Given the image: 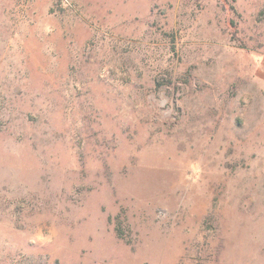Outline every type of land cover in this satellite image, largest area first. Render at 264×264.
I'll return each instance as SVG.
<instances>
[{
    "label": "rangeland",
    "instance_id": "obj_1",
    "mask_svg": "<svg viewBox=\"0 0 264 264\" xmlns=\"http://www.w3.org/2000/svg\"><path fill=\"white\" fill-rule=\"evenodd\" d=\"M0 264H264V0H0Z\"/></svg>",
    "mask_w": 264,
    "mask_h": 264
},
{
    "label": "trees",
    "instance_id": "obj_2",
    "mask_svg": "<svg viewBox=\"0 0 264 264\" xmlns=\"http://www.w3.org/2000/svg\"><path fill=\"white\" fill-rule=\"evenodd\" d=\"M117 232H118V235H120V232H119V230H118Z\"/></svg>",
    "mask_w": 264,
    "mask_h": 264
}]
</instances>
